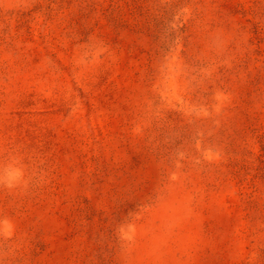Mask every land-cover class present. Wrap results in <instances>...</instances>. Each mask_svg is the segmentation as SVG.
I'll return each mask as SVG.
<instances>
[{
  "label": "rangeland",
  "instance_id": "rangeland-1",
  "mask_svg": "<svg viewBox=\"0 0 264 264\" xmlns=\"http://www.w3.org/2000/svg\"><path fill=\"white\" fill-rule=\"evenodd\" d=\"M0 264H264V0H0Z\"/></svg>",
  "mask_w": 264,
  "mask_h": 264
}]
</instances>
